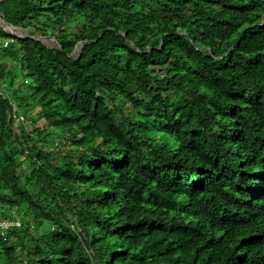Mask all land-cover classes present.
Masks as SVG:
<instances>
[{"label": "trees", "instance_id": "1", "mask_svg": "<svg viewBox=\"0 0 264 264\" xmlns=\"http://www.w3.org/2000/svg\"><path fill=\"white\" fill-rule=\"evenodd\" d=\"M0 16V264H264V0Z\"/></svg>", "mask_w": 264, "mask_h": 264}, {"label": "built area", "instance_id": "2", "mask_svg": "<svg viewBox=\"0 0 264 264\" xmlns=\"http://www.w3.org/2000/svg\"><path fill=\"white\" fill-rule=\"evenodd\" d=\"M24 117L19 115L17 121H23ZM21 226V221L17 217L13 218H0V239L5 240L7 238L8 232L12 228H17Z\"/></svg>", "mask_w": 264, "mask_h": 264}, {"label": "water", "instance_id": "3", "mask_svg": "<svg viewBox=\"0 0 264 264\" xmlns=\"http://www.w3.org/2000/svg\"><path fill=\"white\" fill-rule=\"evenodd\" d=\"M2 1V0H0ZM0 27L4 28L5 30H8L10 33L14 34V35H18L20 37H23V35L16 33V27L13 26L12 24H10L9 22H7L3 17L0 16ZM37 38H41L43 36H36ZM82 45V41L78 42L77 47L72 51V53H76L79 51L80 47Z\"/></svg>", "mask_w": 264, "mask_h": 264}, {"label": "rangeland", "instance_id": "4", "mask_svg": "<svg viewBox=\"0 0 264 264\" xmlns=\"http://www.w3.org/2000/svg\"><path fill=\"white\" fill-rule=\"evenodd\" d=\"M16 33L23 35V34L26 33V30L21 29V28H17V29H16ZM41 39H42L45 43H47V44H51V43H53V39H51V38L48 37V36H47V37H46V36H43V37H41ZM41 122H44V121H41ZM25 125H26V126H29V125H32V123H30L29 121H25Z\"/></svg>", "mask_w": 264, "mask_h": 264}, {"label": "bare ground", "instance_id": "5", "mask_svg": "<svg viewBox=\"0 0 264 264\" xmlns=\"http://www.w3.org/2000/svg\"><path fill=\"white\" fill-rule=\"evenodd\" d=\"M1 22V21H0Z\"/></svg>", "mask_w": 264, "mask_h": 264}]
</instances>
